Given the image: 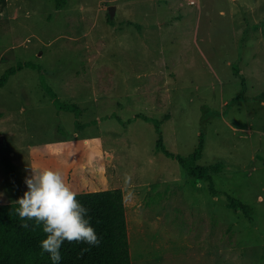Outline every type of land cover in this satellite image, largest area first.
<instances>
[{
	"label": "rangeland",
	"instance_id": "rangeland-1",
	"mask_svg": "<svg viewBox=\"0 0 264 264\" xmlns=\"http://www.w3.org/2000/svg\"><path fill=\"white\" fill-rule=\"evenodd\" d=\"M114 3L0 0V76L35 64L0 86V203L23 196L31 168L52 169L75 192L124 189L133 264H264V0ZM144 6L150 28L167 19L148 48ZM44 83L82 113L59 109ZM156 120L183 156L205 133L198 162L224 165L215 192L157 150Z\"/></svg>",
	"mask_w": 264,
	"mask_h": 264
},
{
	"label": "trees",
	"instance_id": "trees-1",
	"mask_svg": "<svg viewBox=\"0 0 264 264\" xmlns=\"http://www.w3.org/2000/svg\"><path fill=\"white\" fill-rule=\"evenodd\" d=\"M59 8L65 6L67 0H56ZM110 21H114L110 17ZM35 66L31 61H19L16 65L8 67L0 76V86L4 85L9 77L24 66ZM236 73L240 69L233 66ZM243 89L232 100L236 101L243 96L245 79H242ZM59 109L75 111L77 115L82 113L81 106L76 102H68L61 99L58 92L49 84L44 83ZM264 100V92L261 94ZM145 118H148L147 116ZM203 120V127L205 128ZM162 120H156L158 131L157 150L167 156L176 158L195 179H205L212 191L214 186V174L223 169V163L217 161L210 164H201L198 160L203 155L205 133H200V142L196 149L188 156L176 154L169 150L164 143ZM2 161L10 175L15 174V164L9 154H4ZM77 199L89 210L90 223L95 228L100 238L99 246H89L85 243L64 242L61 248L62 259L59 264H133L131 242L125 203V193L122 187L106 189L77 191ZM13 202L0 203V264H53L47 253L41 254L40 242L46 238L42 228L35 225L34 221H28L29 227L23 228L15 209L19 207ZM227 205L235 212L243 213L253 220V208L245 201L232 194L227 196ZM88 249L87 251H83Z\"/></svg>",
	"mask_w": 264,
	"mask_h": 264
},
{
	"label": "clouds",
	"instance_id": "clouds-1",
	"mask_svg": "<svg viewBox=\"0 0 264 264\" xmlns=\"http://www.w3.org/2000/svg\"><path fill=\"white\" fill-rule=\"evenodd\" d=\"M24 182L27 191L14 202L19 205L15 212L23 221L21 227L28 228V221H34L46 234L40 242L42 255L47 253L53 264H59L65 241L99 246L100 238L90 223L89 210L59 171L31 168V175Z\"/></svg>",
	"mask_w": 264,
	"mask_h": 264
},
{
	"label": "crops",
	"instance_id": "crops-1",
	"mask_svg": "<svg viewBox=\"0 0 264 264\" xmlns=\"http://www.w3.org/2000/svg\"><path fill=\"white\" fill-rule=\"evenodd\" d=\"M112 1L115 2L114 3V6L116 7L115 8V11L116 12L115 11L114 12L116 14L118 12L119 8H121L122 5H124L125 3L129 2L130 0H112ZM147 1H150L153 4H155L156 8H157V5L162 2V0H147ZM200 2H201V0H200ZM144 8H145V9H143V13L145 14V17L144 18H146V20H147L148 17L152 14V12H151V10L149 8H146L145 6H144ZM174 14L176 16V14H177V11L176 10L174 11ZM160 21H161L160 17L158 19H156V22H155V25H154L155 26L154 29H152V28H150L148 26L149 23H150L148 20L146 21V25H143L141 23H138V27H139L140 31L141 32H143V30L145 31L144 40H143V45H144L145 48L150 47L152 45V43H154V40H153V37H152V34L151 33L154 34L155 32L156 33L158 32V34H161V32H163L164 23H167V19H166V21H164V19H163V22L162 21L160 22ZM248 28H249V24L248 23H245V24H243V26H241V31L244 32ZM141 35L143 36L142 33H141ZM191 39H193V40H191ZM191 39L186 38V40L188 41V43L191 42V41H194L196 44H199L197 35H194ZM181 57H183V55H181ZM229 63L232 65V68H233V63L231 61H229ZM241 71L242 70H240V72ZM124 193H125V191H124ZM125 203H126V209H127V219H128V227H129L130 242H131V236L132 235H131V232H130V220H129V212H128V207H127L126 197H125ZM131 252L133 253L132 248H131ZM133 260H134V258H133V255H132V262H133Z\"/></svg>",
	"mask_w": 264,
	"mask_h": 264
},
{
	"label": "built area",
	"instance_id": "built-area-1",
	"mask_svg": "<svg viewBox=\"0 0 264 264\" xmlns=\"http://www.w3.org/2000/svg\"><path fill=\"white\" fill-rule=\"evenodd\" d=\"M187 2H188L190 5H198V3H200V0H187Z\"/></svg>",
	"mask_w": 264,
	"mask_h": 264
},
{
	"label": "water",
	"instance_id": "water-1",
	"mask_svg": "<svg viewBox=\"0 0 264 264\" xmlns=\"http://www.w3.org/2000/svg\"><path fill=\"white\" fill-rule=\"evenodd\" d=\"M115 8H116V7H115L114 5H112V6L109 7V9L111 10L112 13H114Z\"/></svg>",
	"mask_w": 264,
	"mask_h": 264
}]
</instances>
